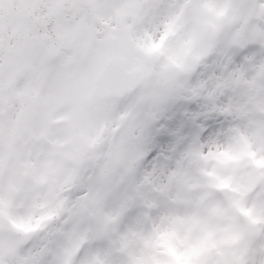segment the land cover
<instances>
[{
    "label": "snow or ice",
    "instance_id": "obj_1",
    "mask_svg": "<svg viewBox=\"0 0 264 264\" xmlns=\"http://www.w3.org/2000/svg\"><path fill=\"white\" fill-rule=\"evenodd\" d=\"M0 264H264V0H0Z\"/></svg>",
    "mask_w": 264,
    "mask_h": 264
}]
</instances>
